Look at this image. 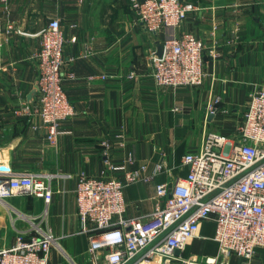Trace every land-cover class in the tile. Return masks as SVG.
<instances>
[{
  "label": "crops",
  "instance_id": "obj_1",
  "mask_svg": "<svg viewBox=\"0 0 264 264\" xmlns=\"http://www.w3.org/2000/svg\"><path fill=\"white\" fill-rule=\"evenodd\" d=\"M183 1L196 11L175 31L150 36L131 0H0V169L48 175L52 190L48 204L30 195L0 199V251L36 227L56 239L50 264H90L88 236L76 213L77 175L123 181V171L145 166L140 176L152 175V181L123 190L125 217H141L154 207L157 184L184 178L182 157L199 152L207 133L238 141L249 95L264 89V0ZM51 19L59 20L64 37L61 73L75 76L63 79L75 115L61 123L55 145L46 142L37 117L15 113L36 102L37 96L31 102L28 97L37 80L32 56L39 38L5 32L9 22L16 29H36ZM181 33L204 45L203 84L158 87L151 77L156 41ZM216 98L211 116L208 108ZM103 142L111 145L112 163L121 169H105ZM159 164L164 171L154 173ZM213 234V221L202 223L181 257L202 261L216 255ZM226 264L240 261L232 255ZM251 264H264V248L256 250Z\"/></svg>",
  "mask_w": 264,
  "mask_h": 264
},
{
  "label": "built area",
  "instance_id": "obj_2",
  "mask_svg": "<svg viewBox=\"0 0 264 264\" xmlns=\"http://www.w3.org/2000/svg\"><path fill=\"white\" fill-rule=\"evenodd\" d=\"M131 2L142 29L153 35L175 31L196 11L193 4L183 0ZM5 32L22 35L10 22ZM34 37L39 38L32 56L39 95L36 102L22 104L15 113L37 117L45 129L46 142L55 145L61 123L75 115L63 89L64 37L59 20L51 19ZM162 42L161 58L155 53L151 56L154 84L171 90L200 87L205 77L202 41L191 33H181ZM65 78L75 76L68 73ZM218 103L216 98L209 106V115L216 114ZM238 136V141L231 143L223 136L207 133L199 152L182 157L187 170L184 178L157 184L154 207L141 217H125L123 190L139 181H152V175L140 176L145 166L123 171V181L77 175L76 213L81 233L88 236L90 264H226L232 255L240 264H251L256 250L264 248L263 88L249 95ZM102 148L105 169H121L112 163L111 145L103 142ZM128 162L133 161L129 158ZM161 171L164 167L159 164L154 173ZM17 195L42 198L48 204L52 197L50 176L0 169V199ZM208 220L214 223L211 240L217 245L216 255L202 261L181 257ZM55 243L49 231L43 233L34 227L33 234L15 236L13 245L0 251V264H50Z\"/></svg>",
  "mask_w": 264,
  "mask_h": 264
},
{
  "label": "water",
  "instance_id": "obj_3",
  "mask_svg": "<svg viewBox=\"0 0 264 264\" xmlns=\"http://www.w3.org/2000/svg\"><path fill=\"white\" fill-rule=\"evenodd\" d=\"M43 28H44V25H40L36 29H25V28L20 27L18 30L22 35L34 37V36L38 35L42 31ZM146 33L150 36H154L153 34H151L149 32H146ZM162 52H163V42H162V40H157L156 41L155 57L161 58ZM38 95H39V90H38L37 81H36L35 86H34L33 90L31 91V93L28 97L29 98L28 101L31 102L33 97H36Z\"/></svg>",
  "mask_w": 264,
  "mask_h": 264
}]
</instances>
